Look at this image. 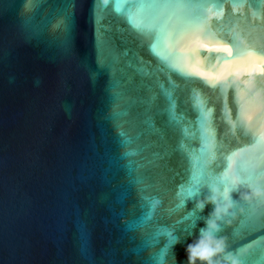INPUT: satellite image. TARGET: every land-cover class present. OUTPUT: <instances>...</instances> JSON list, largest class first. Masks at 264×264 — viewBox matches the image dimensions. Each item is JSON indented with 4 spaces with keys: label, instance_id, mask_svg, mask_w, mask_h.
Instances as JSON below:
<instances>
[{
    "label": "water",
    "instance_id": "water-1",
    "mask_svg": "<svg viewBox=\"0 0 264 264\" xmlns=\"http://www.w3.org/2000/svg\"><path fill=\"white\" fill-rule=\"evenodd\" d=\"M65 2L36 0L22 14L20 0H0V264H264V209L247 207L254 200L249 186L229 188L225 200L220 179L247 159L235 150L249 138L232 124L243 118L264 133V112L247 96L246 83L264 64L247 52L244 62L228 57V39L205 34L227 24L243 45L264 47V0H179L209 5L204 18L179 28L176 10L162 16L144 10L142 22L163 29L155 39L134 32L112 3L97 10V0H67L71 29L65 37L52 28ZM162 49L181 64H195L196 74L186 81L155 54ZM207 53L223 57L213 61L218 71L202 66ZM200 72L234 73L238 89L222 93L203 83ZM191 89L203 105L193 103ZM236 91L247 101L242 117ZM114 103L126 113L119 120L132 121L122 128L133 138L128 148L140 149L134 155L121 156ZM157 152L163 159H154ZM129 161L133 176L143 165L144 195L157 202L154 208L130 183ZM194 166L213 180L201 179L187 196L178 185L188 188ZM121 191L127 195L118 200ZM197 203L203 207L195 209ZM170 235L178 237L169 245L174 261L167 253L161 261ZM193 247L206 249V256L190 259Z\"/></svg>",
    "mask_w": 264,
    "mask_h": 264
},
{
    "label": "snow or ice",
    "instance_id": "snow-or-ice-1",
    "mask_svg": "<svg viewBox=\"0 0 264 264\" xmlns=\"http://www.w3.org/2000/svg\"><path fill=\"white\" fill-rule=\"evenodd\" d=\"M36 3V0H20L19 8L21 9V13L28 12ZM109 3L114 5V11L118 14L123 11L125 14V19L129 27L136 32L140 36L149 37L153 36V39L158 38L162 32V28H157L153 24H145L142 22L141 13L144 10H152L155 16L164 15L166 10L173 9L177 12V28L182 27L186 23H190L194 20L198 21L204 18L205 13L209 5L205 3H182L177 0V2H168V0H97L96 8L97 10L102 9L107 6ZM255 6V5H250ZM70 4L65 2L63 12L59 14L58 18L52 24L53 29L59 30L65 37L70 35L71 29V14L68 12V8ZM219 7V5H217ZM176 29H174L175 31ZM217 33H219V40L228 39L229 43L232 45L231 49H228L227 55L228 57H236L240 58L241 62H244L243 57L244 53L247 52L249 56H257L261 60V63L264 64V47H252L249 48L242 44L239 34L234 30L230 29L227 24H222L217 26V32L212 33L210 29L205 30V34H211L213 38H217ZM101 34L98 33V43L101 45L105 44L106 41L101 39ZM150 47L155 49L156 44H150ZM224 47H227L224 45ZM193 53H196V50H192ZM159 59L165 61L169 67H171L175 72H177L182 78L186 81L187 79L195 73V64L189 63L185 61L184 64H181L178 60L175 59L174 54L166 49H162L161 51L155 53ZM206 60L202 65L206 68H212L214 71H218L216 64L213 62L214 60L222 59L223 57L219 54L207 53L205 54ZM101 63L104 62L103 58H101ZM199 77L203 81V83L207 84L211 88H219L220 91L226 92L229 87L233 89H238L239 85V77L236 74H229L225 77H221L219 75L210 76L206 73L200 72L198 73ZM249 87L247 89V96L250 99L257 100L260 103V108L257 111L264 112V67H258L256 73H251L249 75V79L246 81ZM174 87H179V85H174ZM114 98L117 100H122L120 92H114ZM166 98L169 101L170 107L174 110V104L172 102V93L168 92L165 94ZM234 98L238 104V110L243 116V113L246 108L247 101H245L244 97L239 94L238 91L234 92ZM190 99L197 106L203 105L205 103L204 98L201 96L200 92L191 89L190 90ZM208 112H211V109H208ZM122 114L121 107L119 103H114L112 106L111 116L116 121V129L117 133L123 139L121 140L122 146H124L125 151L121 153L122 157L130 156L136 154L140 149H131L128 148V145L132 143V137L128 136L127 133L122 128L123 123L131 124L132 121H120L119 117ZM172 119H176L175 115H172ZM248 120L252 119V116L247 117ZM179 123V121H177ZM239 125L240 135L243 137H248L249 142L245 143L241 147L235 150V152H239L243 154L247 159L240 166H237L233 169V174L225 180V177H220L222 183L221 187L223 191L221 192V196L225 200H229V188H231L234 192H239L243 187L249 186L253 188L252 195L254 196V200L251 204L247 205V207L252 208L253 211L256 209H264V148L261 147L262 143H264V133L260 135L257 132L252 130V127L245 123L243 118L239 119L236 123L232 124V128H235L236 125ZM231 130V129H230ZM235 135V133H233ZM207 139V137H205ZM237 140L240 139L239 136L236 137ZM185 151H189V149L185 145H181ZM215 147V146H214ZM203 151V149H202ZM232 153L233 155L235 154ZM154 159H163L162 153H153ZM148 164H153V161H147ZM133 162H128V175L131 177L130 183H133L138 186V193L143 201L148 202V207L154 208L156 201H150L147 196L144 195V189L149 187L144 182L143 174L138 170L143 167V165L137 164L135 167L136 175H132L134 169L132 167ZM229 167L231 165L229 164ZM203 179L209 185H211L213 178L206 174L203 168L193 167V170L189 176V183L187 189H183V185H178V188L184 191V194L187 196H192L193 193L198 191L197 187L193 185L199 184ZM127 195L126 191H121L117 193V199L123 200ZM177 196H180V192H177ZM210 199L215 200V196H211ZM181 203L183 200L181 199ZM142 207L144 205H141ZM244 206V205H242ZM203 205L197 203L195 205V209L202 208ZM195 209H193L192 213H189V216L192 217L193 220L197 219L194 215ZM151 216V211L147 214V217ZM187 219V217H185ZM178 223V222H177ZM131 226V224L129 225ZM193 225L191 223L185 225V231L188 234H191V228ZM212 229H215V225H211ZM201 233L204 231L200 229ZM80 238L82 242H86L87 240V231L82 227ZM177 236H169V244H166L163 248L160 249L159 258L161 261L165 259V254H168V259L174 261V247H170L169 245L174 246L177 242ZM206 251V249H205ZM205 251H200L199 255L203 256ZM242 260L243 257H240Z\"/></svg>",
    "mask_w": 264,
    "mask_h": 264
},
{
    "label": "clouds",
    "instance_id": "clouds-1",
    "mask_svg": "<svg viewBox=\"0 0 264 264\" xmlns=\"http://www.w3.org/2000/svg\"><path fill=\"white\" fill-rule=\"evenodd\" d=\"M210 223H211V222H210ZM199 253H200L199 249L196 248V247H193L192 252H191V257H190V259H191L192 257H196V256H199V257H204V256H206V251L204 252L203 256L199 255Z\"/></svg>",
    "mask_w": 264,
    "mask_h": 264
}]
</instances>
